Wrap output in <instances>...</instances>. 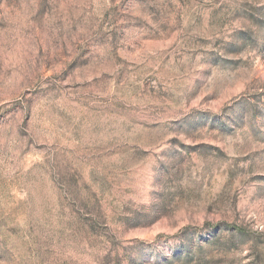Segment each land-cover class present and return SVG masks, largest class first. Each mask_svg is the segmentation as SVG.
<instances>
[{
  "label": "rangeland",
  "instance_id": "obj_1",
  "mask_svg": "<svg viewBox=\"0 0 264 264\" xmlns=\"http://www.w3.org/2000/svg\"><path fill=\"white\" fill-rule=\"evenodd\" d=\"M0 264H264V0H0Z\"/></svg>",
  "mask_w": 264,
  "mask_h": 264
}]
</instances>
